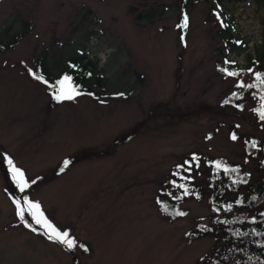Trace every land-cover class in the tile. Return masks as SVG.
<instances>
[{"label": "rangeland", "instance_id": "1", "mask_svg": "<svg viewBox=\"0 0 264 264\" xmlns=\"http://www.w3.org/2000/svg\"><path fill=\"white\" fill-rule=\"evenodd\" d=\"M184 6L0 0V264H75L25 200L87 246L73 248L79 264H201L212 252V238L189 241L210 215L207 203L186 202L188 215L171 222L158 197L193 152L255 166L246 140L264 141V102L239 108L229 97L254 81L264 0H189L186 36ZM82 56L97 73L91 93L73 100H56L31 74L61 77ZM225 63L243 71L224 75ZM9 158L30 185L18 193ZM20 197L36 231L20 219Z\"/></svg>", "mask_w": 264, "mask_h": 264}, {"label": "trees", "instance_id": "2", "mask_svg": "<svg viewBox=\"0 0 264 264\" xmlns=\"http://www.w3.org/2000/svg\"><path fill=\"white\" fill-rule=\"evenodd\" d=\"M188 3L189 0H184L185 6L181 10L179 22L181 25L186 14L187 28L180 27L185 36L190 27ZM84 59L85 56L71 59L64 74L58 78H52L51 73L44 74V70L40 72L43 74H36L48 82L52 94L58 90L59 81L65 76L71 78V84L81 94L91 93L86 87L96 75L97 68L90 61L82 64ZM249 69L264 75V52ZM242 71L230 63H225L222 68L227 76H230L228 72L240 74ZM249 84L255 87L238 90L229 97V101L239 108L244 107L246 101L264 102V84L256 78ZM246 143L247 156L254 158V167L249 168L244 163L233 162L223 156L193 152L174 169L169 185L158 197L160 212L171 222L188 215L183 207L186 202L207 203L209 217L199 222L189 234L190 242L206 238L215 241L212 252L201 260V264H264V141L252 136ZM217 164L220 166L217 167ZM229 205L231 210H228ZM177 212L185 215H176Z\"/></svg>", "mask_w": 264, "mask_h": 264}, {"label": "snow or ice", "instance_id": "3", "mask_svg": "<svg viewBox=\"0 0 264 264\" xmlns=\"http://www.w3.org/2000/svg\"><path fill=\"white\" fill-rule=\"evenodd\" d=\"M187 25H188V17L185 14L184 17H183L182 24L178 25V27L187 28ZM249 71H251V70H249ZM31 74L37 80H41L45 84L48 83L46 80H44V78L42 76L37 75L35 72H32ZM228 75L236 76V75H239V73H237V72H228ZM255 78H256V80H259L262 84H264V75H262L259 72H256L255 73ZM59 85H60V87L58 88V90L53 93L54 98L56 100H58V101H61V100H73V99L76 98V96L81 95V92L78 90V88L71 84V78L68 77V76H65L62 80H60L59 81ZM239 86L240 87H244L245 85L243 84V82H241V84ZM247 87L248 88H253V87H255V85L249 84V85H247ZM262 99H264V98H262ZM260 116H261V119H264V110H262L260 112ZM232 138L236 139V136L233 135ZM69 163H70V161H68V160L63 161V164H62V167H61V171H63L64 168H67ZM8 164L11 167L12 178L18 184L20 190L23 191L25 188L29 187L30 186L29 182L24 179L23 171L21 169L15 167V165L13 164L11 158L8 159ZM219 166L220 165L217 164V167H219ZM225 171H227V169H225ZM181 187H183V186L181 185ZM185 194H187V190L186 189H185ZM15 203H16L17 208H18V214L20 216V219L25 221L26 226L31 227V225L28 224L27 221L25 220V209L20 206V201L16 200ZM25 203L28 206L29 214L35 220V223L38 224V225H41L42 227H44L47 230L46 234L48 235L49 239H54L57 242L63 243L69 249H73V248L79 246V247L83 248L84 251H88V248H87L86 245H83V244L77 245V242L74 239H70L69 238V233L61 232L58 229H56L47 220V218L44 216L43 211H41V206H40L39 203H33L31 200H25ZM228 210H231V206L230 205H229V209ZM176 215H185V213L177 212ZM32 230L36 231L35 228H33Z\"/></svg>", "mask_w": 264, "mask_h": 264}, {"label": "water", "instance_id": "4", "mask_svg": "<svg viewBox=\"0 0 264 264\" xmlns=\"http://www.w3.org/2000/svg\"><path fill=\"white\" fill-rule=\"evenodd\" d=\"M15 190H16V192L18 193L19 187H18V184H17V183H16V189H15ZM19 201H20V206L22 207L21 197L19 198ZM25 220L27 221L26 218H25ZM27 223L30 224L29 221H27ZM30 225H31V227H34L32 224H30ZM42 232L48 237V235L46 234V232H47L46 229H42ZM50 240L53 241V242H56L57 244L61 245L64 249H66L68 252H70V253L72 254V256L74 257V262H75V264H79L78 258H77V256L75 255V252H74L73 249H69L65 244L60 243V242H57V241H55L54 239H50Z\"/></svg>", "mask_w": 264, "mask_h": 264}]
</instances>
